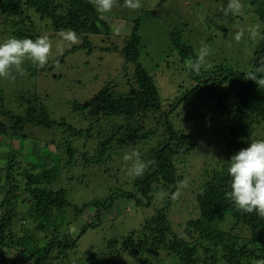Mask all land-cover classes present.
<instances>
[{"label": "trees", "instance_id": "trees-1", "mask_svg": "<svg viewBox=\"0 0 264 264\" xmlns=\"http://www.w3.org/2000/svg\"><path fill=\"white\" fill-rule=\"evenodd\" d=\"M0 15L4 24L11 22L16 27L14 35L33 40L41 36L34 25L38 17V20H47L55 31L71 29L77 35H88L108 30L90 0H0ZM260 18L264 21L263 12ZM133 21L131 33L121 48L125 62L133 65L134 85L127 92H116L108 85L95 93L93 103L99 114L86 129H77L64 121L56 123L44 106L37 104V97L20 95L16 97L17 106H21L14 110L17 113L0 104V135L13 137L9 143L0 141V144L20 142L14 136H19L27 124L44 128L63 125L69 137H94L91 157L83 155V161L88 164L112 160L114 152L133 143L143 147L141 152L147 149L140 152L139 158L148 163V167L142 176L130 174L129 181L122 182L129 190L118 189L107 198L108 202L93 201L77 208L66 197L64 188H55L68 177L64 173L67 165L81 160L75 147L53 145L54 149L49 146L48 150V145L43 144L41 150L47 149L45 156L49 159H45L49 165H44V158L39 159L42 165L39 172L31 168L33 160L30 159L37 158L32 155L33 151L28 149L26 158H17L13 149L10 157L7 155L0 164V264H60L61 257L69 256V249L76 245L80 234L94 224L86 223L74 237L66 233L67 227H64L69 226L83 208L92 204L99 208L97 216H100V210L110 208L115 199L122 196L133 199L138 206H148L154 198V189L170 191L171 198L178 182L183 180L177 165L182 153L194 147L193 139L172 126L167 118L168 108L161 112L159 128L147 130L141 123L164 107L154 78L139 60L142 37L138 19ZM169 39L181 62L193 57L192 47L182 40L179 31L170 33ZM81 46L93 48L87 38ZM106 49L117 50L116 47ZM63 57L55 62H62ZM251 64L248 70L226 63L215 65L204 73V81L197 84V79L203 77L199 74L194 87L184 95L187 98L195 91L208 95L224 121L220 137L225 141L224 154L215 164L204 166L194 200L197 218H189L181 232H174L167 216L172 198L165 200V206L146 218L138 229L120 239L107 240L105 250H89L80 264H256L257 260L264 259V219L255 212L238 210L226 199L230 191L231 157L251 142L264 139L259 135L264 123V89L246 79V74L258 66V59H252ZM73 108L82 110L86 105L75 102ZM151 137L160 140L155 142ZM113 145L119 148L114 149ZM216 219L230 220L229 229L215 228L208 223ZM4 250L17 252L18 258H9ZM66 260L62 264H77L71 258Z\"/></svg>", "mask_w": 264, "mask_h": 264}, {"label": "rangeland", "instance_id": "rangeland-1", "mask_svg": "<svg viewBox=\"0 0 264 264\" xmlns=\"http://www.w3.org/2000/svg\"><path fill=\"white\" fill-rule=\"evenodd\" d=\"M242 2L245 5L242 14L226 16L223 9L227 6V0H141L142 6L136 10L124 6V0H118L110 13L102 15L108 26L107 32L76 34L79 40L77 44L64 41L59 36L60 31L53 30L47 20H38V17L34 19L35 30L41 36H47L52 44L49 60L41 67L25 59L22 73L13 68L8 77H0V104L17 113L14 110L21 106H17L16 97L35 96L37 104H42L56 123L64 121L77 129H86L99 114L93 103L95 93L108 85L116 92L125 93L134 85L131 78L133 65L125 62L121 48L131 33L133 20L138 19L142 37L139 60L154 78L164 107L141 123L147 130L159 128L161 112L168 108L167 118L172 126L194 141V147L182 153V160L177 165L183 180L188 181L187 187L180 190L178 199H172L167 210L172 230L181 232L186 220L198 216L194 200L204 166L209 167L211 162L215 164L224 154L225 141L220 139L224 132V121L216 113L213 100L208 95L195 91L184 98L187 91L194 87L198 75L191 72L189 76L185 62L180 61L172 48L169 35L179 31L182 40L192 47L193 57L188 59L196 58L201 42H204L211 47L207 60L213 66L226 63L239 70L246 69L252 65V59L259 61L264 57V21L260 18L261 12L264 13V0ZM3 21L0 15V43L11 37L22 38L14 35L16 27L11 22L4 24ZM249 29L255 30V36L250 34ZM239 31H244V35L237 42L234 36ZM86 38L93 45L92 50L80 47ZM72 47L74 49L70 50ZM106 47H116L117 50H107ZM61 55H64L62 62L56 63ZM205 72L201 71L203 77L197 79V84L204 81ZM75 102L85 104L86 108L75 110ZM169 104H172L171 107ZM63 127L66 126L55 124L51 128H44L27 124L19 136H14L20 142L0 144V164L7 155L10 157L13 149L17 158H26V151L30 149L28 151H33L32 155L37 156L28 157L33 160L32 171L39 172L42 166L39 159L44 158V165H49L45 159H49L45 156L47 149L41 150L43 144L48 145V150L49 146L54 149V146L71 144L81 160L67 165L64 173L68 177L61 180L60 187L55 188H64L66 197L73 205L81 208L88 202H108L107 198L116 190H129V186L125 184L123 187L122 182L129 179L135 157L126 161L124 156L134 152L140 156L147 149L141 152L143 147L133 143L122 148L113 145L114 149H119L117 154L113 153L112 160L91 165L83 161V155L86 153L91 157L94 137H69ZM261 128L259 135L264 137V123ZM94 130H90V134ZM151 139L155 141L158 137ZM11 140V135H0L1 142L9 143ZM169 195L170 191L164 188L154 189V198L148 206H138L133 199L125 196L118 197L110 208L100 210V216H97L99 208L92 204L83 208L78 217L64 227H67L66 233L74 237L86 223L94 224L87 226L80 234L76 245L69 249V256L61 257L60 264L66 262L67 258L80 264L89 250H105L107 240L114 237L120 239L129 231L138 229L146 218L165 206V200H171ZM208 223L220 229L230 227V220L228 222L227 219L210 220ZM4 251L9 258H18L17 252Z\"/></svg>", "mask_w": 264, "mask_h": 264}, {"label": "clouds", "instance_id": "clouds-1", "mask_svg": "<svg viewBox=\"0 0 264 264\" xmlns=\"http://www.w3.org/2000/svg\"><path fill=\"white\" fill-rule=\"evenodd\" d=\"M118 0H90L96 10L105 15L110 13L117 5ZM124 6L136 10L141 5V0H124ZM242 0H227V6L223 9L224 14L239 15L244 10ZM255 36L254 29H249ZM244 31L235 34L234 39L239 42ZM59 36L70 44H77L78 37L74 30H61ZM52 44L47 36H38L36 39L11 37L0 43V77H8L14 68L16 72L22 73V65L25 59L34 64L44 66L47 64L51 54ZM211 53L210 45L201 42L195 59L185 61V67L199 75L201 71H208L213 65L208 62L207 57ZM246 79L253 81L259 88L264 89V57L258 61L252 71L246 74ZM130 174L142 176L148 167V163L139 158V153L126 154V161L133 160ZM6 163V162H5ZM228 174L230 176V191L226 193V199L245 213L255 212L258 217L264 219V139L256 140L248 144L246 148L236 152L229 161ZM187 179L179 181L177 191L172 193L173 200L181 195V189L187 187ZM256 264H264V259L257 260Z\"/></svg>", "mask_w": 264, "mask_h": 264}]
</instances>
